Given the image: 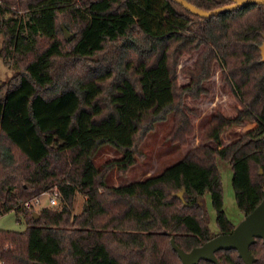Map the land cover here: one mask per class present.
I'll return each instance as SVG.
<instances>
[{"label":"trees","instance_id":"trees-1","mask_svg":"<svg viewBox=\"0 0 264 264\" xmlns=\"http://www.w3.org/2000/svg\"><path fill=\"white\" fill-rule=\"evenodd\" d=\"M186 1L204 11L232 3ZM263 36L258 5L201 19L171 0H0V60L13 70L0 84V217L13 211L27 225L0 230V264H180L171 239L187 253L231 234L217 161L230 167L243 217L264 191ZM196 52L192 66H180ZM216 65L239 105L235 116L213 115L200 145L157 176L109 187L108 173L126 176L168 118L170 142L186 146L194 135L188 114L200 115L186 100L208 94ZM247 124L253 128L219 148L224 132ZM106 146L119 157L98 168ZM54 191L57 206L34 221L36 210L23 204ZM206 193L217 234L201 202ZM250 254L264 264L261 240ZM216 258L243 264L235 251Z\"/></svg>","mask_w":264,"mask_h":264},{"label":"rangeland","instance_id":"rangeland-1","mask_svg":"<svg viewBox=\"0 0 264 264\" xmlns=\"http://www.w3.org/2000/svg\"><path fill=\"white\" fill-rule=\"evenodd\" d=\"M62 28L69 34H73L66 30L63 25H61V29ZM197 55L198 52L194 53L192 56L184 57L181 60L180 66H192ZM220 70L219 65L214 66L212 78L205 84V88L208 92L207 95L202 96L198 101L186 100V105L190 110H196L200 113L198 117H195L193 114H188L194 127V135L188 139L186 146H180L170 142L168 136L172 129V119L171 117L168 118L165 122L158 124L154 132L149 134L142 142L139 149L144 156L138 160L137 165L134 166L126 176L121 177L116 170H112L108 173L106 183L109 187H122L127 185L126 183L128 182L134 183L144 180L145 177L157 176L164 169L177 163L189 151L200 145L204 128L213 115L219 113L227 118H233L235 116L236 110L239 109V105L230 87L222 82ZM12 73V68L0 60V84L3 81H7ZM178 82L180 85H184L187 83V79L179 76ZM251 128H253V125L247 124L244 127H235L224 132L221 135L219 148L229 145L234 140L238 139L241 134ZM209 146L213 148L216 147L215 144H210ZM118 157L119 154L116 153V151L106 146L99 151L94 164L99 168L104 163ZM217 165L221 179L223 208L229 220L236 226L244 217L238 212L234 204L231 187L232 172L228 164L220 160L217 161ZM39 200V204L33 207L36 213L43 208L55 209L51 208L49 205V195H41ZM83 201L84 198L82 196L78 195L75 197L73 201L74 214L80 212ZM201 202L206 212L210 231L212 234H217L215 213L211 207L208 193L204 194ZM26 227L25 219L21 215L17 216L13 211L0 217V230L23 232Z\"/></svg>","mask_w":264,"mask_h":264},{"label":"water","instance_id":"water-1","mask_svg":"<svg viewBox=\"0 0 264 264\" xmlns=\"http://www.w3.org/2000/svg\"><path fill=\"white\" fill-rule=\"evenodd\" d=\"M183 7L186 11L201 19H210L225 12L235 11L249 5L264 6V0H230L232 3L211 11H204L196 8L186 0H171ZM64 39L70 42L73 35L62 28ZM261 62L264 63V36L260 46ZM262 174V171L259 172ZM182 199V193L175 195ZM33 220L37 221L39 214L33 213ZM256 240H261L264 245V191L259 205L247 216L243 218L229 235H216L200 247L193 248L189 252L179 249L174 240H170L172 250L177 254L180 264H199L201 261L211 264H219L216 253L220 251H235L243 264H254L255 259L250 254V247Z\"/></svg>","mask_w":264,"mask_h":264},{"label":"built area","instance_id":"built-area-1","mask_svg":"<svg viewBox=\"0 0 264 264\" xmlns=\"http://www.w3.org/2000/svg\"><path fill=\"white\" fill-rule=\"evenodd\" d=\"M41 195H49V205L51 208H55L58 204V194L56 191L52 193H43ZM39 197H36L30 201L25 202L23 205L25 208L29 209L31 207H34L36 204H39Z\"/></svg>","mask_w":264,"mask_h":264},{"label":"crops","instance_id":"crops-1","mask_svg":"<svg viewBox=\"0 0 264 264\" xmlns=\"http://www.w3.org/2000/svg\"><path fill=\"white\" fill-rule=\"evenodd\" d=\"M146 178H147V177H145L144 180H145ZM141 181H143V180H141ZM141 181H138V182H141ZM126 184H127V185L130 184V182H128V183H126Z\"/></svg>","mask_w":264,"mask_h":264}]
</instances>
